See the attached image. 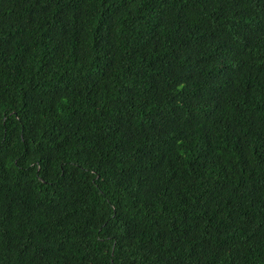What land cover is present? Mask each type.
<instances>
[{"label": "trees", "instance_id": "1", "mask_svg": "<svg viewBox=\"0 0 264 264\" xmlns=\"http://www.w3.org/2000/svg\"><path fill=\"white\" fill-rule=\"evenodd\" d=\"M0 264H264V0H0Z\"/></svg>", "mask_w": 264, "mask_h": 264}]
</instances>
